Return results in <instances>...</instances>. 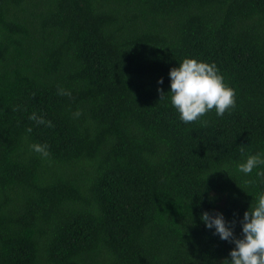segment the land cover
Segmentation results:
<instances>
[{"label":"trees","instance_id":"1","mask_svg":"<svg viewBox=\"0 0 264 264\" xmlns=\"http://www.w3.org/2000/svg\"><path fill=\"white\" fill-rule=\"evenodd\" d=\"M185 57L233 108L179 118ZM242 148L264 152V0H0V264H225L200 215L241 235L264 191Z\"/></svg>","mask_w":264,"mask_h":264},{"label":"clouds","instance_id":"2","mask_svg":"<svg viewBox=\"0 0 264 264\" xmlns=\"http://www.w3.org/2000/svg\"><path fill=\"white\" fill-rule=\"evenodd\" d=\"M170 103L179 113V118L185 122H193L215 109L217 116L233 108L236 103L235 89L228 85L215 63L199 60L196 57H185L177 66L170 68ZM163 83V78L158 80ZM161 92V98L164 92ZM61 94H70L63 89ZM79 115V112L76 113ZM30 120L38 124L48 123L42 116L32 113ZM31 132V128H28ZM31 149L42 157L49 155L48 145L34 143ZM242 160L238 163L239 171L250 174L253 169L264 165V152L249 153L244 155L241 149ZM257 177L264 182V169L258 170ZM252 183V181H249ZM200 220L204 226L213 230L219 239L234 244L229 251L230 259L226 258L225 264H264V191L257 193L255 203L244 211L241 224V235L234 234V222L228 221L222 211H203Z\"/></svg>","mask_w":264,"mask_h":264}]
</instances>
